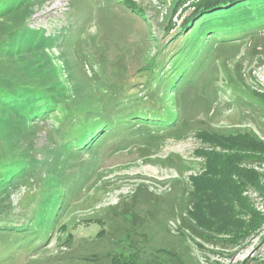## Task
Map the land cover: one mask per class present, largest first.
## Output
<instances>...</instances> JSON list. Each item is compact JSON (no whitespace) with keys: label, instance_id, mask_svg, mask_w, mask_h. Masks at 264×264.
Masks as SVG:
<instances>
[{"label":"rangeland","instance_id":"rangeland-1","mask_svg":"<svg viewBox=\"0 0 264 264\" xmlns=\"http://www.w3.org/2000/svg\"><path fill=\"white\" fill-rule=\"evenodd\" d=\"M133 1L137 9L126 0H37L26 18L29 28L50 41L45 56L68 94L56 81L50 85L51 77L36 78L87 109L75 122L69 114L38 119L18 136L16 149L27 148L31 162L0 193V224L6 227L0 230V264H109L110 254L133 251L148 264H264V211L259 210L264 194L256 186L247 185L243 195L263 220L239 244H224L228 235L209 240L197 235L186 213L189 176L201 168L202 159L193 154L201 145L197 130L250 131L264 139V108L252 95L264 89V23L230 34L244 37L241 41L216 43L205 36L196 42L195 20L189 35L181 28L193 8L180 7L175 14L178 0ZM152 61L159 64L146 84ZM6 63L1 60V69ZM131 86L139 97L154 93L165 119L179 109L172 104L181 106L180 123L170 132L163 128L169 120L163 126L139 121L115 126L116 115L131 101L123 91ZM102 121L110 127L91 148H68L65 135L77 133L71 127L79 123L90 134ZM3 135L0 130V151L13 142ZM259 162L245 160L241 166L257 173L264 187V160ZM31 191L37 197L23 208L20 203ZM50 191L63 201L46 200ZM47 215L48 227L42 219ZM102 228L105 234L98 237ZM69 232L73 238L64 250Z\"/></svg>","mask_w":264,"mask_h":264},{"label":"trees","instance_id":"trees-1","mask_svg":"<svg viewBox=\"0 0 264 264\" xmlns=\"http://www.w3.org/2000/svg\"><path fill=\"white\" fill-rule=\"evenodd\" d=\"M36 1L0 0V64L1 60H7L2 69L0 65V94L4 93V97L0 96V99L2 107L5 108L2 110L4 123L0 126V130L13 141L10 145L8 144L5 151H0V193H6L16 183L15 181L21 178L23 170L31 162L27 148L16 149L20 148L18 136L25 131L26 125L48 116L53 118L55 114H59L60 119L69 114V118H74L75 122L87 109V104L82 105V102L71 100L72 96L61 97L60 93L52 90L46 82L36 78L45 74V79L51 77L50 85L56 81L67 93L59 79L58 69L52 66L51 62L49 63L44 53V48L51 44L50 41L45 40L44 35L37 34V31L27 26L26 18L33 13ZM126 5L133 9L138 8L133 0H126ZM180 7L183 10L193 8L185 17L181 28L182 33L189 35L188 27L195 20L197 23L194 28L199 32L195 38L196 42L205 36L214 37L216 43L224 40L241 41L244 37L235 34L231 38L230 34L232 32L246 33L247 30L264 23V0H178L173 13L176 14ZM226 30L231 31L227 32L229 37H223ZM151 64L152 66L148 69L153 74H150L149 78L146 76L148 78L144 82L146 84L156 75L155 71L159 63L152 61ZM48 73L50 75H47ZM164 74V71L161 72V75ZM157 86L153 90L157 89ZM135 89L131 86L123 91L125 97H130L131 101L125 103L123 115H116L115 119L118 123L113 122L115 126L131 121L143 122L146 125L155 122L163 126V121L169 120L167 127L163 128L170 132L180 123L181 106L179 107L177 103L172 104L171 108L176 109L177 106L179 109H176L173 115L167 114L165 119L160 116L162 103L158 98L155 99V94L150 92L149 95L139 97ZM252 95L264 108V91L253 90ZM140 106L148 111L145 113L142 109L137 110ZM96 119H85L80 123L85 122L83 125H86ZM83 125L79 126L78 123L77 126L71 127L70 132H77L74 135H65L69 140L66 142L69 149L85 151L91 148L98 134L105 130L104 133H106L110 127L106 121H102L98 129H93L90 134H86L81 131ZM194 134L201 145L194 150L193 154L202 160L201 168L189 176L190 203L186 213L192 222L191 228L197 235L207 240L228 235V239H222L224 244H239L247 235L259 228L263 220V217L254 210L243 195V191L247 185H253L264 194V187L260 185L257 173L241 165L245 160H264V139L250 131L225 133L199 129ZM60 148H64L63 143L60 144ZM54 182L55 180H50L49 184ZM55 192L62 195L61 191L55 190ZM55 192H47L46 200L63 201L62 197L54 196ZM36 197L37 195L31 191L20 204L25 205L23 208H28ZM42 219L43 224L48 227L51 222H48V215ZM51 220L54 222L56 215ZM37 222L35 221L34 224L37 225ZM5 228L0 224V230H6ZM104 234L105 229L102 228L97 236L102 237ZM72 238L73 233L69 232L63 246L65 250H68L69 241ZM162 251L165 250L159 249V252ZM165 252L170 253L167 250ZM108 258H110L109 264H148L142 261L139 251L128 254L118 252L110 254ZM172 258L174 262L183 263L182 259L180 261L175 257Z\"/></svg>","mask_w":264,"mask_h":264},{"label":"built area","instance_id":"built-area-1","mask_svg":"<svg viewBox=\"0 0 264 264\" xmlns=\"http://www.w3.org/2000/svg\"><path fill=\"white\" fill-rule=\"evenodd\" d=\"M257 90H258V89H257ZM263 90H264V89H262V90H258V91H263ZM260 162H261V161H260ZM260 162H259V163H260ZM261 164H262V163H260V165H261ZM259 208H260L259 210L264 211V203H263V205H260ZM262 226H263V227H262L261 229L263 230V228H264V224H263ZM206 247H207V246H206ZM207 248H208V247H207ZM63 249L65 250L66 248L63 247ZM198 249H199V248H198ZM198 251L200 252L201 258H202L204 261H206V259L209 260V259H208L209 253H207L206 250H201V249H199Z\"/></svg>","mask_w":264,"mask_h":264}]
</instances>
